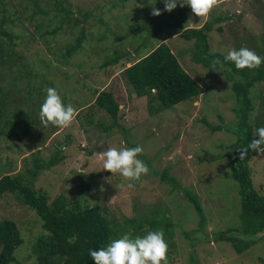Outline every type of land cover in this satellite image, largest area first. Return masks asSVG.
I'll use <instances>...</instances> for the list:
<instances>
[{
  "label": "rangeland",
  "instance_id": "374dc122",
  "mask_svg": "<svg viewBox=\"0 0 264 264\" xmlns=\"http://www.w3.org/2000/svg\"><path fill=\"white\" fill-rule=\"evenodd\" d=\"M56 1L60 0H41V7L50 9V14L35 15L31 22L27 20L31 11L25 12L21 7L28 5L32 8V2L10 0V8L21 13V18L23 17L29 29L42 24V31L36 34V40L27 36L25 27L18 20L15 24L8 22L6 27L22 37L17 42L16 50L23 52L33 69L47 72L48 80H53L56 91L67 94L66 97L63 96L66 99L64 101L71 104L78 114L68 128L60 129L52 136L47 129V134L38 130L36 136L33 135L26 142L10 143L1 140L0 175L8 171L23 172L25 158L37 151L33 145L40 141L39 137L43 134L47 147L51 146L56 153L61 143L57 152L63 150L65 156L57 166L42 172L36 182L37 188L46 191L51 199L62 194L74 200L84 197L88 199L86 205L94 206L99 203L102 210H107L111 218L120 222L125 218L137 217L140 210H146V206L156 207L166 203L171 207L170 215L175 219L174 240L179 247L177 256L170 264H188L190 252H194L203 264H262L258 258H264V236L260 246L252 247V254L244 256L238 255L226 242H215L212 235L210 241L201 236L202 241L195 248L184 238V232H193L198 228V217L193 219V214L197 215L196 211L188 202L185 192L180 190L186 189L199 198L207 218V230L203 232L205 235L235 225L231 223L233 216L236 215V219L239 216L240 197L236 183L230 178L231 168L225 156L226 149L237 138L227 130L213 132L208 126L230 124L232 127L236 123L237 101L231 89L232 82L224 74L212 76L202 65L194 64L191 54L180 56L181 65L200 84L203 94L171 110L151 114L154 112L148 107V98L136 97L121 74L123 65L131 66L138 58L147 55L165 41L171 44L176 55L181 50H192L194 42L183 41L175 32L171 15L175 14L177 18L178 4L173 11L166 12L163 0H128L125 4L121 0H64L65 7L72 10V22L80 20L79 26L71 29L68 23L61 26L55 20ZM5 6L9 7L8 4L0 5V20L3 15L16 19L11 16L14 13L2 11ZM153 7L162 14L153 16ZM85 13H90L87 21L84 20ZM187 15L184 23L186 28H200L208 20L228 16L231 18L219 25L224 28L223 32L213 31L210 40L212 52L226 55L230 49L241 48L244 41H258L259 44L264 41V0H217V6L208 16L196 17L191 9ZM108 26L111 32L106 33ZM56 27L61 30L55 35L41 38V33L45 30L52 31ZM83 28L86 40L83 41L82 49L65 63L66 59L62 54H66L67 47L75 43L77 34ZM104 33L105 39L100 41L99 37ZM255 44L249 43L247 47L262 57L264 45L258 48ZM115 49L124 53L121 64L102 68L105 59L113 56ZM137 49H140L139 54H135ZM15 70L12 77H20L16 89L24 91L23 107L26 108L23 112L25 116L23 113L19 115L26 121L28 106H33V102L36 104L39 99L41 81L40 78L32 80L29 68L22 63ZM25 73L29 75L23 80L21 77ZM10 79V73H4L0 66V85L5 88ZM29 91L34 92L33 99L25 95ZM102 91L114 93L120 105L119 123L128 128V133L115 129L113 134L108 135L97 125L88 122V116L91 115L92 120L98 122L102 119L109 124L110 117L95 104L96 93ZM13 101V104L18 102L15 99ZM255 104L258 111L259 102ZM35 115L39 116V111L36 110ZM4 119L11 120L10 117ZM12 129L13 125L5 126L8 132ZM131 141L142 146L144 158L152 163L148 165L144 158L140 159L147 165L149 172L142 175L138 182H134L135 186L129 189L122 176L112 175L103 169L100 153L110 147L131 148ZM20 146L23 147L22 150ZM42 151L49 156L46 150ZM206 152L224 154L216 162L199 164V156ZM150 166L159 171L169 168V175L176 179L180 190H173L159 176L151 174ZM250 166L254 187L264 196V155L253 158ZM83 177L91 186L84 194L80 192ZM122 184L125 185L123 188L120 187ZM6 219L18 224L24 241L15 251L12 264H35L37 258L33 251L34 244L46 234L39 218L15 197L6 195L0 199V222ZM200 234L201 232L198 236H193L194 240Z\"/></svg>",
  "mask_w": 264,
  "mask_h": 264
},
{
  "label": "trees",
  "instance_id": "16d2710c",
  "mask_svg": "<svg viewBox=\"0 0 264 264\" xmlns=\"http://www.w3.org/2000/svg\"><path fill=\"white\" fill-rule=\"evenodd\" d=\"M25 1H31L33 5L32 8H29L28 5L21 7L25 12L31 11L28 21L32 22L35 15L48 16L50 14V9L45 10L41 7V0ZM127 1L121 0V3L125 4ZM3 4H8L9 7L5 6L2 11L14 13L11 16L16 17V19L12 20L10 17L3 15L0 20V66L4 73H10L11 76L5 88L0 85V144L1 140H7L10 143L26 142L28 138L33 135L36 136V133L39 132L38 130L43 131V134H47L46 131L49 129L48 134L52 136L60 128L51 125L44 127L39 116L37 115V117L35 113L36 110L40 111L41 104L46 96V90L49 87L55 88V84L53 80H48L47 72L33 69L23 52L16 50L17 42L22 37L6 27L8 22L15 24L16 20H18L25 27L27 36L34 41L36 40V34L42 31V24H36L32 30L29 29L25 25L23 17L21 18V13L14 8H10V0H0V5ZM54 7L56 13L54 18L57 23L61 26L68 23V25H71V29L79 26V19L72 22V10L65 7L64 0L56 1ZM177 8H179L177 18L175 14L171 15L174 19L176 35L187 43L194 42L192 50H181L176 55L173 53L170 43H161L147 55L134 61L131 66L124 67L123 65L124 70L121 74L136 97L148 98V107L154 112H150L151 114L171 110L203 94V88L200 84L181 65L180 56L191 54L194 64L202 65L212 76L224 74L228 81L232 82L231 89L237 101V107L235 108L236 123L232 127L230 124L209 125V127L213 132L227 130L237 138V141L226 149L225 154L231 168L230 178L236 183L240 197L239 216L236 219V215H234L231 221L235 225L227 227L226 225L228 224H226V229H219L211 234H203L207 230V218L199 198L186 189L180 190L176 179L169 175V168L159 171L157 169L154 170L150 166L151 174L159 176L161 181L170 185L173 190L184 191L189 200L187 201L194 207L197 215L193 214V219L196 216L198 217V228L193 232H184V238L189 241L191 246L195 248L202 241L201 236H205L210 241V236L212 235L215 242L228 243L238 255L252 254L250 252L252 247L260 246L264 236V196L254 187L252 168L250 166L252 159L260 154L249 150L244 159H239L238 152L247 147L253 139L258 138L257 129L264 127V63L253 70H237L232 62L224 61L225 55L219 52H212L210 40L213 31L223 32L224 28L222 26L219 27V25L231 20L229 16L208 20L200 28H186L184 23L188 18L187 13L190 7H180L178 3ZM89 17L90 13L84 14L85 21ZM240 17L238 15L239 19H241ZM60 30V27H56L52 31L45 30L41 33V38H45L46 35H55ZM107 32H111L109 26L107 27ZM105 35V33L102 34L99 40L103 41ZM85 40L86 36L83 28L77 34L75 43L67 47L66 54H62L66 59L65 63H68L67 60L71 59L73 55L82 49L83 41ZM46 43L48 42L46 41ZM244 43L241 48L249 49L247 47L249 43H256L255 45L258 48L264 45V41L262 44H259L258 41H244ZM256 47H254L255 50ZM239 49L237 48L236 50ZM139 52L140 49H137L135 54H139ZM262 57L264 58V46ZM123 58L124 53L119 49H115L113 56L105 59L102 68L118 66ZM214 61H220V64L216 65L215 69L213 68ZM21 63L24 67L29 68L32 80L35 81L40 78L41 81L40 91L38 92L39 99L36 104L33 102V106H28L26 121L21 119L19 115L25 112L24 110L26 109L23 107L25 102L24 91L16 89V84L20 77L17 79L12 77L16 72L15 67H18ZM29 74L25 73L21 78L24 80ZM4 76L6 77L7 74ZM58 94L65 106H67L68 102H65L64 100L66 99L63 97H66L67 94L60 91H58ZM96 94L98 95L95 104L110 117V121L109 124H106L105 122L107 121L102 119L96 122L89 115L88 122L92 125H97L108 135L113 134L115 129L128 133V128L119 123L120 105L116 101L114 93L102 91ZM25 95L33 99L34 92L29 91ZM13 99L18 101L16 102L17 104H13ZM256 102H259L258 111ZM31 106L32 108H30ZM82 106L81 109L83 108ZM23 115L25 116V113ZM8 117L11 120L4 119ZM11 125H13L12 131H6L5 126ZM43 134L41 135L43 136ZM42 136L39 137L40 141H36V145H33V148H36L37 151L25 158L23 172L13 173V171H8L5 172L6 174L0 175V199L6 195L15 197L23 206L34 211L42 224L43 230L46 231V234L37 240L38 243L34 244L33 251L37 258L35 264H94L89 255L90 250H99L102 247H106L112 240L121 238L129 232L131 237L135 238L137 236L143 237L148 232L156 230H163L164 239L168 245L167 261L168 264L173 262L179 247L174 240L175 219L170 215L172 209L166 203L156 207L146 206V210H140V215L137 217L125 218L123 222H120L115 218H111L107 210H102L99 203L94 206L86 205L87 198L80 197L78 200H74L62 194L51 199L46 191L37 188L36 182L41 173L57 166L65 159L63 150L57 152L61 143L56 153H54L51 146L47 147V141ZM24 146L26 147V145ZM136 146H139V144L131 141L130 147ZM9 147L11 146L9 145ZM42 148L49 153L48 157L43 154ZM20 149L22 150L23 147L20 146ZM222 154L217 155L206 152L204 155L199 156V164L216 162ZM138 158L143 159L144 154L142 153ZM144 162L148 165L152 163L148 159H145ZM88 189H91V186L86 183L83 177L80 192L84 194ZM186 208L188 209L189 207L186 206ZM199 232H201L199 238L194 240L193 236H198ZM73 237H75L74 241L72 240ZM23 243L21 230L16 222L9 219L0 222V264H12L15 251ZM189 256L188 264H203L194 252H190ZM258 261L264 264L263 257H259Z\"/></svg>",
  "mask_w": 264,
  "mask_h": 264
},
{
  "label": "clouds",
  "instance_id": "9594fccd",
  "mask_svg": "<svg viewBox=\"0 0 264 264\" xmlns=\"http://www.w3.org/2000/svg\"><path fill=\"white\" fill-rule=\"evenodd\" d=\"M163 2L166 12L173 11L179 3L180 7H190L192 13L199 18L208 16L217 6V0H163ZM151 14L158 17L162 13L153 7ZM224 61L232 62L237 70H253L264 63V58L254 51L242 47L239 50L230 49L224 56ZM218 64L220 61H214L213 68L215 69ZM77 114L76 109L71 104L65 106L55 88L49 87L46 90V96L39 111V119L44 127L51 125L60 129L68 128ZM257 137L238 152L239 159H244L249 150L264 155V127L257 129ZM142 153V146L133 148L126 146L110 147L100 153L103 169L112 175L119 174L122 176L127 181L126 187L131 189L135 186V181H139L142 175H147L149 172L147 165L138 159ZM124 186L122 184L120 187L123 188ZM72 240L74 241L75 237ZM167 252L168 245L164 239V232L163 230H156L148 232L143 237L137 236L135 238H132L129 232L121 238L112 240L106 247L90 250L89 255L94 264H168Z\"/></svg>",
  "mask_w": 264,
  "mask_h": 264
}]
</instances>
